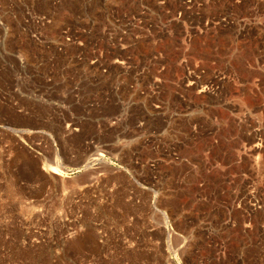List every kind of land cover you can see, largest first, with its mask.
I'll return each instance as SVG.
<instances>
[{
  "label": "rangeland",
  "instance_id": "obj_1",
  "mask_svg": "<svg viewBox=\"0 0 264 264\" xmlns=\"http://www.w3.org/2000/svg\"><path fill=\"white\" fill-rule=\"evenodd\" d=\"M126 1L0 0V264H264V0H138L153 122Z\"/></svg>",
  "mask_w": 264,
  "mask_h": 264
},
{
  "label": "built area",
  "instance_id": "obj_2",
  "mask_svg": "<svg viewBox=\"0 0 264 264\" xmlns=\"http://www.w3.org/2000/svg\"><path fill=\"white\" fill-rule=\"evenodd\" d=\"M137 3V7L134 10L132 3L126 1V7L117 15L115 14L114 8L110 10L111 15L110 18L107 20L106 24L104 25V31L108 36L109 42H114L116 40L119 41V50H124L128 53L129 50H132L133 55L127 56L120 59H115L113 64L118 66L120 70L119 78L122 81V84L127 87L130 94L133 92L135 97H139V101L137 103H142L141 99L143 98H153V96H157L158 86L155 82L150 81V71H145V68H141V62L147 60V56L142 54L141 50L142 45L145 41L151 43L152 45H156L158 41H163L164 39H168L169 35L171 36V31L166 30L165 25H158V16L159 14H153L152 10L146 6H143L142 1H135ZM135 3V4H136ZM164 3V2H163ZM114 5V3L112 4ZM141 6V7H139ZM181 15V13H179ZM162 28L163 34H158V29ZM114 31V33L112 32ZM117 31V32H116ZM202 32V31H201ZM116 35L115 38L112 35ZM190 34L185 36L184 38L187 41H191ZM186 41V42H187ZM185 42V43H186ZM81 44V42H79ZM116 48V46H115ZM81 57V55H80ZM82 59V58H80ZM98 60H91V64L96 63ZM151 61L149 62V64ZM112 70V69H111ZM104 73H109L107 69H105ZM109 73L108 75H111ZM156 81V79L154 80ZM153 82V83H152ZM148 87L149 90H143L142 87ZM118 88V87H117ZM119 89V88H118ZM205 89V90H204ZM209 89V88H207ZM203 91H207L206 88H203ZM132 95V94H131ZM135 102V105H137ZM149 110V121L153 122L154 118L157 116V111L159 109V105L155 104L151 100V104L148 106ZM143 125V124H142ZM154 133V132H153ZM257 150L254 147L251 152H255ZM254 163H259V157L253 156ZM253 191V188L251 190ZM240 207V206H239ZM258 206L256 202L250 203V208L248 209V213L250 211L257 212ZM247 227H251L250 224H247ZM264 227V225H263Z\"/></svg>",
  "mask_w": 264,
  "mask_h": 264
}]
</instances>
